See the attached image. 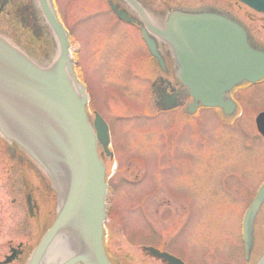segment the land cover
Returning <instances> with one entry per match:
<instances>
[{
  "label": "rangeland",
  "instance_id": "374dc122",
  "mask_svg": "<svg viewBox=\"0 0 264 264\" xmlns=\"http://www.w3.org/2000/svg\"><path fill=\"white\" fill-rule=\"evenodd\" d=\"M87 13L83 11L80 25L74 30L73 50L80 46L77 60L92 91L90 105L113 125L117 143L125 144L124 150L117 151V158L108 163L106 175L125 168L127 157L136 155L148 161V184L161 185L146 208L137 203L142 184H122L116 194L108 193V208L118 211L123 225L121 229L118 223L105 222L103 240L114 264H155L154 259L148 261L142 255L140 245L145 235L155 246L174 253L187 264H232L236 259L241 263L237 241L252 189L242 193L236 176L241 160L237 131L223 128L219 116L209 109L189 118L177 115V125L171 122L172 114H152L156 109L149 95L151 80L144 74L155 65L140 34L123 24L107 33L100 21L88 20ZM93 108L88 109L90 118L94 116ZM161 149L162 157L158 153ZM13 150L0 135L4 165L0 183L4 187ZM256 150L260 156L254 154L258 164L254 163L256 166L246 173L249 183L264 173L262 145ZM157 153L161 162L158 170L154 169ZM4 187L0 186V202L5 208L11 194ZM22 214L18 213L20 217ZM11 219L10 214L4 215V223L18 235L27 218L16 222ZM206 249H212L207 262L201 260Z\"/></svg>",
  "mask_w": 264,
  "mask_h": 264
},
{
  "label": "water",
  "instance_id": "95a60500",
  "mask_svg": "<svg viewBox=\"0 0 264 264\" xmlns=\"http://www.w3.org/2000/svg\"><path fill=\"white\" fill-rule=\"evenodd\" d=\"M47 14L59 48L46 66L37 65L0 35V133L43 169L59 200L56 216L27 264H45L50 243L57 238H62L66 250L72 246L73 251L59 264H111L103 245L106 169L97 152V142L105 148L109 142L108 127L98 113L94 128L90 125L87 95L73 72L66 32ZM152 30L171 47L176 76L193 97L189 112L202 105L219 107L231 116L235 106L229 96L231 88L264 76V49L242 26L217 11L170 10L165 29ZM143 34L158 65L165 68L156 40ZM163 103L164 110L180 104L176 97ZM257 121L264 132V113ZM263 203L264 183L244 215L247 255ZM144 249L167 264H185L166 251L151 246Z\"/></svg>",
  "mask_w": 264,
  "mask_h": 264
},
{
  "label": "flooded vegetation",
  "instance_id": "af4514ba",
  "mask_svg": "<svg viewBox=\"0 0 264 264\" xmlns=\"http://www.w3.org/2000/svg\"><path fill=\"white\" fill-rule=\"evenodd\" d=\"M79 1V4L73 6L75 2ZM203 9H211L230 17L244 28L257 46L264 49V0H0V35L10 44L29 55L36 64L46 66L54 59L59 48L58 38L47 13L58 19L68 31L69 43L72 49L76 42L73 33L75 28L80 25L84 10L88 11L86 18L92 23L95 20L100 21L101 27L107 33L115 32L119 24L135 30L140 34L147 48L143 38V32H146L156 40L157 49L163 55L166 64V69L162 70L156 58L148 52L151 61L155 65L150 70H146L144 74L145 78L151 80L149 95H152L155 101L159 103L161 100H166L168 96L178 97L180 103L166 110L156 107V112H152V114H172L171 122L177 125V115L189 118L200 110L209 109L219 116V123L223 128L237 131L240 139L237 143L241 152H238V155L241 156V160L236 176L240 178L241 185L239 187L242 188V193H248L252 189L246 200L244 214L259 186L264 182V173L260 178L255 177L253 181L255 183H249L250 177L246 175L247 172H250L252 166L258 164L257 159L253 160V157L257 155L256 146L262 145L263 151H261V154H264V132H261L257 121V116L264 112V103L262 102L264 99V77L256 82H243L230 90L229 96L235 103L231 116H225L222 109L216 107L198 106L195 112H189L188 107L193 102V97L188 88L176 76L175 60L171 48L152 30H163L165 28L164 18L170 10L194 11ZM75 51L78 59L80 46ZM74 54L75 52L73 56ZM77 59L75 60L79 66L77 75L85 82L90 99L92 91L85 81V74L79 64L80 59ZM94 109H92L93 112H96V109ZM104 119L109 127L110 142L106 148L100 142H97V151L107 168L108 163L117 158L119 148L124 150L125 144L122 142L117 143L113 125L105 117ZM247 119L249 121H246ZM92 120L93 117L90 118L89 116L91 123ZM262 127L264 129V123ZM8 142L14 148L11 159H8L12 160L13 163L6 169L7 176L5 180L7 185L4 187L3 182H1L0 186L6 188L11 197L7 198L9 200L5 208L1 207L2 203L0 202V264H27L35 246L55 218L57 198L55 189L47 175L19 146L13 142ZM158 153L162 157V149ZM158 153L154 164L156 170L161 168ZM257 156H260V153ZM1 157L2 154L0 153V176L3 174L4 166ZM147 162L145 157L136 155L127 157L126 169L117 168L108 177L109 194H116L118 187L122 184L125 185L131 182L142 184L143 192L137 203L146 208L150 197L159 191L161 186L159 184L154 186L148 184L151 176L149 177L150 168ZM133 168L136 170H133ZM257 168L259 167L257 166ZM262 168L264 169V166ZM15 212L17 215H15ZM21 212H23L22 217L18 215ZM7 214H10L11 220L14 219L15 222L27 218L22 221L24 228L21 227L18 235L15 232L13 233L4 223L6 222L4 221V215ZM28 221L31 222V225L27 226ZM108 221L109 223H118V226L123 229V225L120 223L121 215L117 210L108 208ZM145 237L144 242L140 245L142 255L148 261L154 259L155 264H167L144 249V246H153L164 250L160 246H155L150 236L145 235ZM238 240L237 244L241 249V263L236 259L232 264H261L264 258V203L254 221L253 246L248 255L242 233ZM106 254L114 264L112 253L107 250ZM201 255H203L201 260L207 262L212 255V249L204 250ZM184 263L187 264L185 261Z\"/></svg>",
  "mask_w": 264,
  "mask_h": 264
},
{
  "label": "bare ground",
  "instance_id": "6f19581e",
  "mask_svg": "<svg viewBox=\"0 0 264 264\" xmlns=\"http://www.w3.org/2000/svg\"><path fill=\"white\" fill-rule=\"evenodd\" d=\"M192 11V10H191ZM167 16H168V14H166V16H165V18H164V20H165V23H166V20H167ZM15 47V46H14ZM17 48V47H16ZM17 49H19V48H17ZM20 50V49H19ZM21 52H23L22 50H20ZM158 52H159V50H158ZM27 57H29L30 58V56L29 55H27L25 52H23ZM160 53V52H159ZM160 55H161V57H162V59H163V61H164V58H163V55L160 53ZM31 59V58H30ZM32 60V59H31ZM33 61V60H32ZM164 66H165V68H161L160 66V68L162 69V70H165L166 69V64H165V61H164ZM168 97H171V96H168ZM177 98V100H179V98L178 97H176ZM150 100L152 101V106L153 107H158V109H161V108H163V106L165 105V103H163L164 101H162L161 100V102L159 103V102H156L155 101V99H154V97L151 95V97H150ZM1 134V133H0ZM2 135V134H1ZM3 136V135H2ZM5 138V137H4ZM6 139V138H5ZM33 160V159H32ZM34 161V160H33ZM35 162V161H34ZM36 163V162H35ZM36 165L39 167V165L36 163ZM40 168V167H39ZM41 169V168H40ZM41 171L45 174V172L43 171V169H41ZM4 183H6V181H4ZM52 184V183H51ZM53 185V184H52ZM54 187V186H53ZM55 189V188H54ZM55 194H56V198H57V200H56V203H57V207H58V203H59V200H58V196H57V192H56V190H55ZM254 198V197H253ZM252 198V199H253ZM56 216V215H55ZM50 227V226H49ZM48 227V228H49ZM103 245H104V250H105V254H106V252H107V248H106V246H105V244H104V242H103ZM73 251H72V246H69L68 247V249L66 250L65 249V247H64V241L62 240V238H57L56 240H54L53 242H51L50 243V246H49V249H48V251H47V253H46V255H45V258H44V260H45V264H59V263H61V262H64L69 256H70V254L72 253ZM106 256H107V254H106ZM107 259H108V261L111 263V264H113L110 260H109V258L107 257ZM76 264H81V263H76Z\"/></svg>",
  "mask_w": 264,
  "mask_h": 264
}]
</instances>
